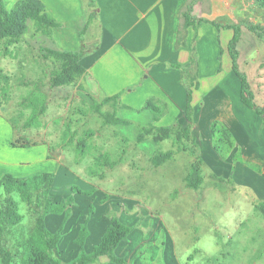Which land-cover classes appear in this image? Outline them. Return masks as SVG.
<instances>
[{
	"label": "rangeland",
	"instance_id": "374dc122",
	"mask_svg": "<svg viewBox=\"0 0 264 264\" xmlns=\"http://www.w3.org/2000/svg\"><path fill=\"white\" fill-rule=\"evenodd\" d=\"M261 2L249 0L251 14L244 29L248 30L252 25L264 30V16L252 12V6L258 7ZM261 34L260 38L255 36L256 60L246 58V75L255 105L264 108V32ZM247 46L244 44L246 52L249 50ZM45 48L55 49V45L50 37L35 32L31 21H28L27 31L18 43L7 47L4 41L0 42V117L10 127L13 121L15 123L16 133L12 131L15 134L12 142L21 140L30 144L18 149L25 152L22 153L24 158L33 156L35 167L32 168L42 171L39 173L55 175V167L44 160L43 152L47 158H56L62 163L63 168L55 180L51 196L56 202L71 197L73 204L57 257H61L63 262H71L69 259L78 254L75 237L86 219L94 213L101 218L106 214L109 219L118 218L109 208L115 207L116 198H130L132 201L127 206L131 216H126L130 224H124L131 228V233L133 230L142 232L146 228L145 231L150 230L153 234L150 236L151 252L147 251L143 256L146 261L264 264V215L256 210V206L264 202V165L261 166L264 160V125L260 116L247 108L246 123L252 135L245 138L244 143L240 144L238 138L233 137L231 149L216 144L215 150L212 140L209 155L212 154L216 162L213 158L211 165L205 162L202 184L197 190L189 189L185 177L192 164L197 162L199 150L202 151L196 141H175L174 136L155 141L156 132L145 133L152 125L159 127L152 123L150 113L126 110L116 101L103 105L101 112L114 114L122 122L103 124V118L93 106L102 99L84 94L79 88L81 78L69 86L50 87L51 74L57 69V64L44 56ZM38 91L48 96L46 111L37 126L23 129L29 111L23 109L21 102ZM202 94L198 91L199 98L195 103L199 122V116L206 117L211 113L208 103L204 106L203 100L199 101ZM236 112L241 116L240 110L236 109ZM182 116L184 123L174 126V129L187 125L184 113ZM199 124L201 134L203 131L210 134L209 126L204 128ZM196 131L194 128V134ZM199 141L205 144L203 139ZM167 151H172L173 156L160 166H153L152 158ZM230 153L234 155L230 162H226ZM110 164H114L113 167ZM72 186L82 192L92 191V194L73 193ZM16 200L23 221L11 231L12 245L16 237H27L34 223L28 207L18 197ZM126 212L128 214V210ZM61 217L48 216L51 232L54 227H59Z\"/></svg>",
	"mask_w": 264,
	"mask_h": 264
},
{
	"label": "crops",
	"instance_id": "0c3cea01",
	"mask_svg": "<svg viewBox=\"0 0 264 264\" xmlns=\"http://www.w3.org/2000/svg\"><path fill=\"white\" fill-rule=\"evenodd\" d=\"M2 1L9 10L18 0ZM39 1L44 5L46 13L58 24V27L52 29L51 35L47 36L54 43L55 49L80 54V64L85 73L81 77L79 88L87 96L103 100L119 95L117 105L129 111H143L146 101L151 99L159 105L166 106L165 115L156 125L163 127L181 125L185 120L182 113L187 98L184 70L189 68L188 72L193 75L196 87L192 89V92L194 91L191 99L192 121L189 123L187 121V124L190 126L191 139L202 149L199 150V157L203 162L201 173L205 162L211 165V158L216 162L214 156L209 155L213 122L228 129L234 138H238L240 144L244 143L245 138H251L252 134L246 123L248 116L245 114L249 108L247 109L240 101V81L232 72L227 50L233 35L228 25L236 24L241 30V38L237 45L238 69L246 75V58L254 61L258 52L256 35L244 29L245 21L251 14L249 0ZM189 1H193L192 18L195 21L204 20L196 31L192 27L182 29L180 13ZM252 12L264 16V9L260 3L258 7L252 6ZM83 36H87L86 39ZM244 44L248 45L247 52L244 51ZM192 58L195 62L190 65ZM198 91L203 92L199 101L203 100L204 106L208 103L211 110L206 117L199 116L200 122L198 115L196 116L195 104L199 98ZM236 109L243 115L239 116ZM199 123L203 124L204 128L209 126L210 134L206 131L201 134ZM194 128H197L196 134L193 132ZM13 136L9 123L0 117V179L7 174L15 178H25L42 172L32 168L35 167L32 155L28 154V159L24 158L23 150L12 147ZM199 139H203L205 144ZM42 155L46 162L55 167L52 192L63 166L56 158H47L44 152ZM233 155L234 153H230L226 162H230ZM261 162L263 163L260 165L263 166L264 160ZM75 199L77 200L76 195ZM116 199L115 207L111 206L109 210L115 212L123 224L129 225L126 216L130 210L127 203L132 200ZM54 200L56 201L55 198ZM60 224L61 222L58 226ZM108 225L107 214L105 218L96 213L89 217L88 236L84 243V250L87 253L99 244ZM57 228L54 227L52 232ZM65 229L66 226L64 231ZM145 230L146 228L144 231L141 230L142 232L133 230L126 240L119 243L115 250L116 256L123 259L126 264H166L164 260L158 263L157 260L149 262L143 258L147 251L151 252L150 236L153 235L150 230ZM76 238L77 236L75 240ZM58 258L62 263L68 262L67 260L63 262L61 257ZM96 264L115 263L110 262L107 257H100Z\"/></svg>",
	"mask_w": 264,
	"mask_h": 264
},
{
	"label": "trees",
	"instance_id": "16d2710c",
	"mask_svg": "<svg viewBox=\"0 0 264 264\" xmlns=\"http://www.w3.org/2000/svg\"><path fill=\"white\" fill-rule=\"evenodd\" d=\"M193 1H189L184 10L180 13L182 20V29L186 30L192 27L195 31L204 20L195 21L191 16V8ZM264 9V0L260 3ZM31 21L35 25V32H39L45 36H50L52 29L58 27V24L45 11L44 5L39 0H18L12 8L8 10L2 0H0V42L9 47L13 46L27 31V23ZM212 25L217 26L215 23ZM228 28L232 30L233 35L227 45L228 54L231 59L232 72L240 81V101L247 108L252 109L258 116L261 117L264 124V108L258 107L254 103V94L250 88V84L245 74L238 69V42L241 38V30L236 24H229ZM248 30L254 33L257 37H262V32L259 27L249 26ZM45 57L57 64V69H54L50 78V87L57 88L69 86L80 79L85 69L80 64V54L74 52L59 51L56 49L45 48ZM195 59L192 58L190 65L194 64ZM264 67V62H263ZM189 69V68H188ZM184 70L186 80V106L184 116L189 122L192 121L193 107L191 106L192 90L196 87L193 83V75H190L189 70ZM5 80H8L5 77ZM187 81L189 86L187 85ZM119 95L104 98L99 103H94V110L103 118V124L113 125L121 123L122 120L116 118L114 114H104L101 112V107L111 101H117ZM48 103V96L41 91L32 92L25 97L21 106L29 111V115L23 123V129H30L37 126L40 117L45 113ZM143 111L149 112L152 116V123H157L166 113V106L159 105L153 100H147ZM22 116L23 114L20 113ZM12 131L16 133L14 121L12 122ZM178 128V127H177ZM174 126H159L145 130V133L150 134L156 132L155 141H163L174 136L175 141H189L190 126L187 124L183 128L174 129ZM15 135V134H14ZM211 136L214 141L215 150L216 144H222L227 149L233 147L232 133L217 122L211 125ZM30 144L21 140L12 142L13 148H26ZM231 151V150H230ZM229 151V152H230ZM172 151H167L158 154L152 158V165L155 167L165 163L173 156ZM196 163H193L188 174L185 177L186 187L197 190L203 182L201 165L202 159L196 157ZM113 167L114 164H110ZM54 182V176L49 173H39L25 178H15L12 175H5L0 179V264H96L100 257H107L110 262L115 264H126L123 259L118 258L115 250L119 243L126 240L131 234V228L123 224L118 218L111 217L109 225L104 232L101 241L93 250L87 253L84 250L85 239L88 236L87 221L80 227L78 236L75 240L79 251L76 257L69 263H62L58 255V245L62 238L64 227L70 218V208L73 204V198L69 197L60 202H56L51 196V188ZM73 193L91 195L92 191L82 192L76 186L71 187ZM25 204L31 215L34 223L29 235L25 238L16 237L14 244H11V231L19 226L23 221V216L20 213L18 202ZM256 210L264 215V202L256 206ZM48 215L62 216L60 226L55 232H50L46 224Z\"/></svg>",
	"mask_w": 264,
	"mask_h": 264
}]
</instances>
